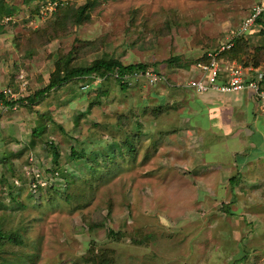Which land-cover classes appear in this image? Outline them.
Listing matches in <instances>:
<instances>
[{
	"label": "rangeland",
	"instance_id": "obj_1",
	"mask_svg": "<svg viewBox=\"0 0 264 264\" xmlns=\"http://www.w3.org/2000/svg\"><path fill=\"white\" fill-rule=\"evenodd\" d=\"M261 3L0 0L7 102L72 68L147 66L125 91L90 75L0 102V264H264V160L231 187L247 141L185 88L230 42L221 59L264 71V14L232 42Z\"/></svg>",
	"mask_w": 264,
	"mask_h": 264
},
{
	"label": "crops",
	"instance_id": "obj_2",
	"mask_svg": "<svg viewBox=\"0 0 264 264\" xmlns=\"http://www.w3.org/2000/svg\"><path fill=\"white\" fill-rule=\"evenodd\" d=\"M224 61L238 64V61L233 59H227ZM199 97L204 105H207V107L211 106L213 110L211 111L208 109L206 113L209 112L211 116L216 118V120L220 119L223 109H225L226 106H229L228 113L230 117L229 126L227 127L231 129L233 127L232 125H234V128L230 131L226 128L228 134L223 135L221 133V139L244 138L247 143L250 144V147H246L248 145L245 142L246 145L242 153H232L231 155V157L233 156V163L231 165L235 162L234 168L238 171V173H235L236 175L234 174L238 177L237 185L241 179L242 172H246V169L248 170V168L256 171L254 174L255 177L260 176L257 173L258 169L254 167V163H259L260 160H264V106L262 103L257 101L249 92L232 94L207 93L200 94L198 95V98ZM238 109H240V111H238ZM216 129L222 132L224 130L222 126H217ZM250 156H253L254 158L250 159ZM234 175L233 177H235ZM234 194L235 191H233V195Z\"/></svg>",
	"mask_w": 264,
	"mask_h": 264
},
{
	"label": "built area",
	"instance_id": "obj_3",
	"mask_svg": "<svg viewBox=\"0 0 264 264\" xmlns=\"http://www.w3.org/2000/svg\"><path fill=\"white\" fill-rule=\"evenodd\" d=\"M263 14L264 3L253 7L249 15L242 21L236 31H234L233 38L246 34L256 25L257 20ZM231 46L230 42L218 53L208 54L205 62H199L195 66L193 78L185 84V88L197 95L207 93L232 94L249 92L264 106L263 72L250 67H243L233 62L224 61L219 57L221 51L229 50ZM145 72H133L125 76L123 80L126 82L127 78H131L132 76L135 78L141 77Z\"/></svg>",
	"mask_w": 264,
	"mask_h": 264
},
{
	"label": "trees",
	"instance_id": "obj_4",
	"mask_svg": "<svg viewBox=\"0 0 264 264\" xmlns=\"http://www.w3.org/2000/svg\"><path fill=\"white\" fill-rule=\"evenodd\" d=\"M82 10H85V7H83ZM260 19L261 18L257 20L256 25L257 24L261 25ZM241 39L242 37H234L232 39V42H235V43L237 42L238 44L239 42L242 41ZM233 53L234 54L232 55L231 59L237 60L238 59L237 56H239V54L235 53L234 51ZM243 67H250L255 70H260L261 68L258 66L253 67V66H248V65H243ZM262 68L264 69V67ZM146 70H147V66L142 65V64L123 66L118 62L100 61V62L94 63L92 66L87 67V68H72L67 73H63L62 76L59 74L54 76L50 80L48 85H46L43 89L35 91L31 96L23 100L7 102L5 101L4 96L0 94V102L3 103L7 107L8 106L15 107L18 105H23V104L33 105L36 102H38L41 98H43L47 93L54 90L57 86L64 85L73 79H79L81 77L90 76V75L98 76V75H103V74H110V75L115 74L117 75L118 81L121 83V90L125 91L127 88V84L123 80L124 77L133 72H145ZM262 72L264 76V71ZM130 148H128V151L132 152L133 150ZM71 158L78 159L79 156L77 153L72 152ZM237 182H238L237 176L229 180V184L231 187H234L235 185H237ZM0 239H1V236H0Z\"/></svg>",
	"mask_w": 264,
	"mask_h": 264
}]
</instances>
